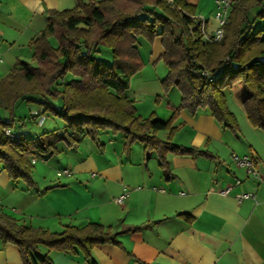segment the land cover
Instances as JSON below:
<instances>
[{
    "label": "crops",
    "instance_id": "0c3cea01",
    "mask_svg": "<svg viewBox=\"0 0 264 264\" xmlns=\"http://www.w3.org/2000/svg\"><path fill=\"white\" fill-rule=\"evenodd\" d=\"M77 1L0 0V78L17 59L35 64L30 42L46 26L48 12L71 9ZM186 1L194 6L192 16L197 19L206 16L209 2L215 10V0ZM204 20L206 32L211 33L214 17ZM137 47L144 65L141 48L155 70L145 76L137 72L133 77L143 87L151 82L161 86L167 66L159 59L163 52L160 37L152 42L140 38ZM144 92L126 91L141 117L154 112L160 120H169L180 103L181 94L173 88L164 92L161 87L155 91L151 109L143 111ZM149 97L152 100L153 94ZM51 104L60 108L62 101L53 100ZM232 112L238 123L236 131L217 121L208 108L199 107L194 113L180 109L173 121L176 131L172 142L195 150L168 152V173L161 169L157 153L145 151L142 143L134 142L126 151L122 132L100 131L97 142L85 135L73 146L58 142L56 154H81L69 156L65 177L59 179L62 175L58 172L56 177L44 172L35 179L32 170L36 159L32 163V187L24 181L25 187L19 180L11 181L1 170L0 212L21 224L51 232L67 225L99 223L117 241L95 245L88 257L79 249L64 252L39 245L40 252L53 264H264V131L251 124L245 110L242 123ZM14 114L13 125L30 120L44 124L49 117L48 123L64 129L60 118L26 99L15 103ZM0 117L7 118L2 106ZM156 135L165 139L167 130ZM233 154L251 156L260 177L236 165ZM124 190L127 196L117 203L115 198ZM242 192H252L254 197L237 200L236 195ZM179 214L191 218L186 220ZM131 226L141 228L125 230ZM0 264H23L15 244H2L0 240Z\"/></svg>",
    "mask_w": 264,
    "mask_h": 264
},
{
    "label": "trees",
    "instance_id": "16d2710c",
    "mask_svg": "<svg viewBox=\"0 0 264 264\" xmlns=\"http://www.w3.org/2000/svg\"><path fill=\"white\" fill-rule=\"evenodd\" d=\"M194 10L186 0H78L71 9L49 11L46 26L30 42L35 64L17 59L0 78V106L7 112V118L0 117V171L5 170L11 181L22 180L32 187L31 159L36 153L55 154L58 142L73 146L85 135L97 142L100 131L110 130L124 134L126 151L134 142L142 143L145 151H155L161 169L168 173V152L195 150L172 142L173 121L180 109L194 113L199 107L208 108L224 126L238 129L227 105L226 87L235 93L251 124L264 131V27H258L264 21V0H234L220 40L203 36ZM156 37L163 47L159 59L167 66L163 91L176 87L181 93L166 121L154 112L141 117L126 95L131 77L144 66L137 47L140 38L152 42ZM19 99L43 106L65 123L64 129L42 131L36 137L13 130ZM57 99L62 101L60 108L51 104ZM5 127L18 137L9 138ZM161 130H167L165 139L156 135ZM0 240L17 246L23 264H53L39 245L64 252L79 249L88 257L95 245L117 242L99 223L51 232L21 224L4 212H0Z\"/></svg>",
    "mask_w": 264,
    "mask_h": 264
},
{
    "label": "rangeland",
    "instance_id": "374dc122",
    "mask_svg": "<svg viewBox=\"0 0 264 264\" xmlns=\"http://www.w3.org/2000/svg\"><path fill=\"white\" fill-rule=\"evenodd\" d=\"M213 11V6H212V3L209 2L208 4V8L206 9L205 11V14L206 16L200 19H212V17H214V11ZM252 13H255V10L252 11ZM214 23V22H213ZM258 27H264V21H259L258 22ZM52 43L55 44L54 41H52ZM147 47L150 46V43H146ZM106 51V56L108 58H110V51L108 49H105ZM141 51L143 52L144 54V60H145V65L138 71V72H141L142 71V75H146V74H150V73H153L154 72V67L152 65L151 62H149L148 60V53L144 52V48H141ZM163 62V61H162ZM164 64V63H163ZM136 73L133 75L135 76ZM131 77V80H130V87L129 89L131 90H135L137 91L138 90H142V91H145L144 93L146 94L145 96H143L142 98V105L144 108H140L141 110L143 111H147L148 109H151V104H154L153 103V100H154V97L156 96V89L159 88V91L161 90V87H162V84L160 86L159 83L156 82V84L154 82H151L150 84H148L147 86L143 87L144 85H141L137 82V78L135 79L134 77ZM165 77V76H164ZM173 90H175L176 92H178V94L180 95V91L176 88V87H172ZM224 93H225V97H226V101H227V105L229 107V109H231L232 111H234L237 115V118L240 119L241 123H242V120L245 119V113H244V110L242 108V104L240 103V101L238 100L237 96L235 95V93L228 87H226L224 89ZM153 94V99L151 100L150 99V95ZM237 102V103H235ZM140 107V106H139ZM151 111V110H149ZM59 119V118H58ZM50 119L48 117V119H46V123L44 124H38L37 122H35L34 120H30V121H27V123H25L24 125L21 124V123H17L14 124L12 126V129L13 130H19V131H22L25 135L29 136V137H36L40 132L42 131H48V130H54V129H57V130H60V126H58L57 124H50L48 123ZM27 126H29L30 130L27 128ZM90 138V137H89ZM86 140H89V139H86ZM87 142V141H86ZM82 148H85V145H82ZM70 152V151H69ZM71 153V154H70ZM70 153L66 154H62V155H58V154H44V153H36L35 155V159L37 161L36 164L33 165V170H32V176H34L35 179L39 180L40 176L42 173L46 172V173H49V175L51 176H55V174L57 172H62L64 169H69L67 167H65L66 164H68V158L69 156H75V155H79L81 156L80 152H75V151H71ZM49 159V162H45L46 160L45 159ZM59 175V174H58ZM62 176H59V179H62L65 177L64 174H61ZM21 184H23V186L25 187L26 184L22 181V180H19ZM19 188L21 189V185H19ZM2 186L0 184V191H1ZM7 190H4V193H6Z\"/></svg>",
    "mask_w": 264,
    "mask_h": 264
},
{
    "label": "built area",
    "instance_id": "2783aa9c",
    "mask_svg": "<svg viewBox=\"0 0 264 264\" xmlns=\"http://www.w3.org/2000/svg\"><path fill=\"white\" fill-rule=\"evenodd\" d=\"M233 2L234 0H215V10H214L215 27L211 33L206 32L205 20L199 19L200 20V30L206 39L220 40L222 38L223 25L232 8ZM2 60L3 58L0 52V62H2ZM203 74L207 75V72L203 71ZM4 132L11 139L18 137L17 134L13 133L7 127L4 128ZM232 158H233V161L236 163V165L244 167L248 174L255 176V177H260L258 168L256 166V162L251 156H249L248 154H244V155L233 154ZM34 162H35V158H32L31 163H34ZM67 173H68L67 169H64L62 172H58L59 175L67 174ZM91 175L94 176L95 173H91ZM125 190L122 194H120L117 198H115V201L117 203H121L124 200V198L127 196V192ZM252 197H254V194L252 192H242L236 195L237 200H242V199L252 198ZM0 206H1V199H0Z\"/></svg>",
    "mask_w": 264,
    "mask_h": 264
}]
</instances>
